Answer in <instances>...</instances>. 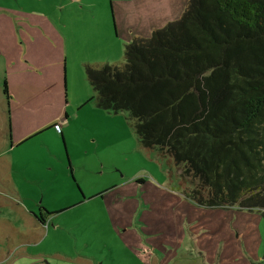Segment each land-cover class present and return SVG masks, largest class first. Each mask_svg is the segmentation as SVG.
I'll return each mask as SVG.
<instances>
[{
	"label": "rangeland",
	"instance_id": "374dc122",
	"mask_svg": "<svg viewBox=\"0 0 264 264\" xmlns=\"http://www.w3.org/2000/svg\"><path fill=\"white\" fill-rule=\"evenodd\" d=\"M187 1L0 0V264H81L85 257L96 258L98 264L153 263L146 262L143 251L121 249L97 199L72 203L80 193L75 181L80 189H92L108 178L119 183L136 175L127 192L144 194L146 186L139 180L162 186L166 177L177 183L181 172L169 158L160 159L157 151L139 146L128 113L97 107L85 66H121L128 43L176 22ZM4 79L7 98L2 94ZM87 157L104 161V175L94 169L99 170L101 161L93 164ZM111 193L117 195L113 190L105 199ZM40 207L58 212L43 228L26 212L38 213ZM225 212L202 217L212 231L198 240L210 239L207 256L215 263L179 254L173 264H218L219 254L214 253L222 244L226 264H264V215L238 207ZM133 213L125 212L129 217ZM127 220H133L136 230L134 219ZM114 224L116 234L122 235L124 230ZM229 229L235 232L233 243L225 240L215 250ZM182 249L196 257L188 247ZM171 257L162 254L160 264H168Z\"/></svg>",
	"mask_w": 264,
	"mask_h": 264
},
{
	"label": "trees",
	"instance_id": "16d2710c",
	"mask_svg": "<svg viewBox=\"0 0 264 264\" xmlns=\"http://www.w3.org/2000/svg\"><path fill=\"white\" fill-rule=\"evenodd\" d=\"M124 59L85 66L97 107L129 114L139 146L172 160L194 206L264 215V0H188ZM33 215L44 226L51 213Z\"/></svg>",
	"mask_w": 264,
	"mask_h": 264
},
{
	"label": "crops",
	"instance_id": "0c3cea01",
	"mask_svg": "<svg viewBox=\"0 0 264 264\" xmlns=\"http://www.w3.org/2000/svg\"><path fill=\"white\" fill-rule=\"evenodd\" d=\"M1 12V11H0ZM120 15L123 14L124 10H119ZM7 13V12H6ZM136 36V35H133ZM3 47L4 44L0 40V60H3ZM3 86V85H2ZM3 94V92H2ZM4 95V94H3ZM84 102H80L79 105H82ZM8 104V100H7ZM79 107V106H78ZM6 112V127H7V137H8V124L10 125V112L7 107H5ZM60 136L63 139L62 133L60 132ZM20 145V144H19ZM18 145V146H19ZM13 149L12 144L9 147V150ZM15 149V148H14ZM89 153H87L88 156ZM68 155V154H67ZM68 159V157H67ZM87 160L92 161L93 164H97V160L101 161L99 170L94 168L97 171L104 175L103 170L107 168L105 167L104 161L101 159L86 158ZM72 162V161H71ZM69 168L70 162L68 160ZM74 168L75 177L76 174V166L72 163ZM86 167V166H85ZM109 167V166H108ZM11 168V165H10ZM72 171V168L70 169ZM142 176V175H141ZM153 176L149 175V179L151 180ZM80 183L83 181L84 177L77 178ZM133 179H138L136 175L132 176L130 181L123 182H112L107 179V181H102L98 185L92 184V189H89L87 186L80 187L75 181V185L79 190V195L75 193L74 202L78 205L83 204L85 201H90L93 198L99 201V206L101 210L104 212L107 223L109 224V228L111 231V235L117 241V243L123 248H131L138 249L139 251H143L142 253H147L148 261L153 262L152 264H160V259L162 258V254L170 253L173 257L168 260V264H173L179 254L186 255L185 257L193 259L199 258L209 262V259L212 263H215L214 259L207 256L210 253V249L206 248L208 245L209 238L203 237L201 240H198L199 236L204 233H209L212 230H208L207 225L205 223L208 222V219H202L203 216H209L214 213H219V216H223L226 214L225 210L230 209H202L194 206L192 203L187 201L178 191H177V183H172L168 181L166 177L164 184L161 186L155 185L151 180L150 183L145 184V180L143 182L140 181L141 186H146V191L144 194L142 191L138 193V190H132V192H127L128 189L132 188L131 181ZM154 179V178H153ZM80 185V184H79ZM112 186H115L113 188ZM112 187V188H111ZM117 192V195H111L107 199H105L106 194L113 191ZM24 209V208H23ZM134 210L133 215L139 213L137 217L127 216L125 214L128 210ZM25 210V209H24ZM26 211V210H25ZM39 211V210H38ZM51 216L48 218L51 219L56 213L51 210ZM243 211V210H242ZM39 225V227H44L40 225L35 219L33 214H36L35 210L26 211ZM49 212V213H50ZM249 212V211H248ZM216 213V214H217ZM127 218L134 219L136 223V230L133 228L132 221L127 220ZM231 220V219H230ZM120 226V229L124 230L122 235L116 234L115 224ZM196 224L197 230L193 229V225ZM204 226V228H203ZM118 229V231H120ZM229 236V237H228ZM129 238V242H127V238ZM231 239H235V232L228 230L226 236L222 237V241L218 242L216 249L218 246H221L220 243H224L225 240H228V244H232ZM40 240V239H39ZM38 240V241H39ZM132 240V242H131ZM205 241V242H204ZM131 242V243H130ZM133 244V245H131ZM188 247L191 253L187 254L186 250L181 252L182 247ZM226 245L220 247L219 252L214 253V256L219 254L217 257L218 264H226L228 261H222L224 257H227L228 254L225 251ZM125 250V249H124ZM152 253V255H150ZM207 256V257H206ZM66 258V257H64ZM85 261L80 262L81 264H98V260L94 257H85Z\"/></svg>",
	"mask_w": 264,
	"mask_h": 264
},
{
	"label": "water",
	"instance_id": "95a60500",
	"mask_svg": "<svg viewBox=\"0 0 264 264\" xmlns=\"http://www.w3.org/2000/svg\"><path fill=\"white\" fill-rule=\"evenodd\" d=\"M7 126H8V134H10V125L8 124ZM8 136L10 137V135H8Z\"/></svg>",
	"mask_w": 264,
	"mask_h": 264
},
{
	"label": "built area",
	"instance_id": "2783aa9c",
	"mask_svg": "<svg viewBox=\"0 0 264 264\" xmlns=\"http://www.w3.org/2000/svg\"><path fill=\"white\" fill-rule=\"evenodd\" d=\"M54 128H55L56 131H58V132L60 131L58 126H55Z\"/></svg>",
	"mask_w": 264,
	"mask_h": 264
}]
</instances>
